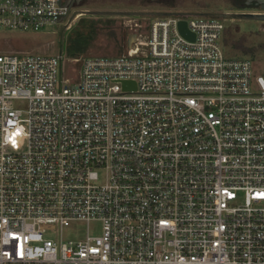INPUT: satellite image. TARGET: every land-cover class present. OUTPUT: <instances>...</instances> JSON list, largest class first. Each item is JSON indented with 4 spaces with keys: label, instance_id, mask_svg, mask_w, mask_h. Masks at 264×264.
I'll use <instances>...</instances> for the list:
<instances>
[{
    "label": "built area",
    "instance_id": "built-area-1",
    "mask_svg": "<svg viewBox=\"0 0 264 264\" xmlns=\"http://www.w3.org/2000/svg\"><path fill=\"white\" fill-rule=\"evenodd\" d=\"M68 12L0 0V31ZM124 27L76 79L61 54L0 55V264H264V76L224 55L219 18Z\"/></svg>",
    "mask_w": 264,
    "mask_h": 264
},
{
    "label": "rangeland",
    "instance_id": "rangeland-1",
    "mask_svg": "<svg viewBox=\"0 0 264 264\" xmlns=\"http://www.w3.org/2000/svg\"><path fill=\"white\" fill-rule=\"evenodd\" d=\"M235 0H162L151 3L147 0H83L72 7L68 15L59 22L48 23L35 33L0 31V55L22 54L63 59L62 79L77 75L75 65L66 67L75 58H116L126 50L130 35L125 29L126 20L150 24L156 17H91L80 15V11L113 13H184L217 14L264 13L259 8L237 9ZM225 27L222 43L227 57L249 59L253 75L264 76V22L229 20L220 18ZM235 47V48H234ZM246 53H245V52ZM92 236L100 234V224L88 226ZM85 224L71 225L62 231L64 240L83 237Z\"/></svg>",
    "mask_w": 264,
    "mask_h": 264
},
{
    "label": "water",
    "instance_id": "water-1",
    "mask_svg": "<svg viewBox=\"0 0 264 264\" xmlns=\"http://www.w3.org/2000/svg\"><path fill=\"white\" fill-rule=\"evenodd\" d=\"M83 0H58V4L60 6L66 7L68 11L72 7L80 6ZM151 3L160 2L162 0H147ZM243 6L245 8H259L264 10V0H244ZM80 15L84 16H91V17H168V16H181V15H195L199 17H216V18H225L229 20H245V21H258L264 22V13H229L224 15H217V14H182V13H143V12H130V13H113V12H98V11H80ZM65 16L58 17L56 22L63 20ZM179 30L183 36L192 40L185 28V23H179ZM127 83H124V88L127 87Z\"/></svg>",
    "mask_w": 264,
    "mask_h": 264
},
{
    "label": "clouds",
    "instance_id": "clouds-1",
    "mask_svg": "<svg viewBox=\"0 0 264 264\" xmlns=\"http://www.w3.org/2000/svg\"><path fill=\"white\" fill-rule=\"evenodd\" d=\"M26 132L23 128L20 129V137H24L26 136ZM18 140H19V137H18ZM4 143H10V138L8 136H5L4 137Z\"/></svg>",
    "mask_w": 264,
    "mask_h": 264
},
{
    "label": "trees",
    "instance_id": "trees-1",
    "mask_svg": "<svg viewBox=\"0 0 264 264\" xmlns=\"http://www.w3.org/2000/svg\"><path fill=\"white\" fill-rule=\"evenodd\" d=\"M243 1L244 0H235L236 4L238 5V8L237 9H244V6H243ZM235 48V47H234ZM245 52V51H244ZM246 53V52H245Z\"/></svg>",
    "mask_w": 264,
    "mask_h": 264
}]
</instances>
